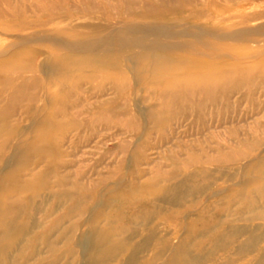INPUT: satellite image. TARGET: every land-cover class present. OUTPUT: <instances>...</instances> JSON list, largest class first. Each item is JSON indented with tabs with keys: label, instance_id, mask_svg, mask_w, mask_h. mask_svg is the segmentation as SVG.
I'll return each mask as SVG.
<instances>
[{
	"label": "bare ground",
	"instance_id": "obj_1",
	"mask_svg": "<svg viewBox=\"0 0 264 264\" xmlns=\"http://www.w3.org/2000/svg\"><path fill=\"white\" fill-rule=\"evenodd\" d=\"M125 1L124 8L115 4L121 20L110 28L112 25L107 23L73 24L69 19L74 13H69V9L66 12L67 7L54 0H0V18L12 20V23L0 24L1 28L24 34L11 44L7 55L0 57V97L7 101L0 106V119H3L0 122V184L7 178L9 185L8 189L0 188V244L18 237L29 225L28 220L24 224L18 221L22 210H38L41 200L36 202L32 196L27 197L29 190H34V197L41 198L42 188H54L56 196L69 200L65 210L66 217H71L89 210L90 198L104 188L108 189L104 185L111 181L113 186L107 191L115 194L110 204L118 219L116 226L108 223V230H116L132 241L138 228L148 222V210L160 206L167 192L172 191L178 199L201 193L206 187L204 182L208 181L210 186L217 172L223 174L222 166L238 164L242 160L251 165L248 168L251 172H247L253 176L241 178L248 174L245 168L240 169L238 176L224 172L228 179L238 178L234 183L235 193L225 204L215 207L214 202H209L201 208L215 207L218 211L211 221L214 225L206 226V223L198 232L202 238L200 244L208 238L213 242L224 240L239 231L237 226H232L231 220L220 218V210H230L232 205H235L233 210H252L253 218H264V204H256L258 196L264 199V148L262 153H257L264 145V122L261 130L257 128L258 133L238 136L232 142L226 139L229 141L226 145L212 139V126L206 122L209 116L213 119V115L234 114L237 112L235 103L243 99L263 108L264 119V101L256 96L258 88H264V57L231 60L221 53L224 40L244 42L247 46L256 40V36L264 35L254 27L237 28L257 15L241 8L229 10L230 2L235 0L225 3L206 0L205 4L203 0L201 3L191 1L187 5L192 7L185 15L164 22L165 11L184 13L187 5L183 2L175 7L168 5L167 0L160 4L147 0H140L141 4L134 3L135 0ZM98 5L96 1L84 0L81 6L92 11ZM130 15L141 19L153 17L155 22L127 21ZM233 16L240 19L233 24L222 23ZM190 18L202 20L197 22ZM215 18L219 19L216 21ZM193 24L198 27L194 29ZM232 27L236 28L231 31L229 28ZM25 29L32 31L25 34ZM197 44H204L202 48L206 51L199 50ZM195 52L203 55L190 60V54ZM13 72L19 73L13 76ZM137 80L148 86L147 98L151 100L148 108L142 106V98L137 96ZM42 97L47 105L42 108L45 119L36 127L33 142L40 151L36 161L31 157L30 148L23 151L10 149L12 131L8 128L7 118L25 100L29 102L25 110L28 114L40 113L39 108L35 109V103ZM189 117L202 125L197 131L201 136L190 137L192 133L188 127L184 131L186 141H182L183 135L174 133L183 125L177 120ZM233 117L220 121V125L225 127L224 132L239 135L240 120ZM173 124L176 125L174 128ZM207 124L209 127L206 128ZM112 129L113 139L117 141L105 148L103 154H117L113 163L107 164L106 156H100L101 160L88 168L79 163L76 149L70 152L69 148L89 142L86 148L93 153L90 149L96 147L93 133L101 134L105 130L106 135H111L108 131ZM153 131L157 134L150 138ZM127 133L133 139L127 137ZM212 141L216 145H210ZM48 143L52 144L51 149ZM147 147L149 157L143 152ZM9 150L12 152L7 155ZM64 155L71 156L67 158L69 161L62 158ZM131 157L138 160L147 157L148 166L131 169L126 181L122 179L119 165L129 162ZM47 158L51 159V164L46 168L40 164ZM102 163L105 167L111 166L109 172L98 168ZM193 201L188 206L169 202V208H194L197 204ZM48 209L55 210L54 206ZM254 210L259 211L255 213ZM222 226H229L230 230ZM244 226L250 227L249 224ZM151 237L148 234L143 241L147 242ZM261 242V234L252 231L244 236L237 235L224 257L237 255L243 264H264V244ZM175 256H178V264H189L192 258L183 242Z\"/></svg>",
	"mask_w": 264,
	"mask_h": 264
},
{
	"label": "rangeland",
	"instance_id": "obj_2",
	"mask_svg": "<svg viewBox=\"0 0 264 264\" xmlns=\"http://www.w3.org/2000/svg\"><path fill=\"white\" fill-rule=\"evenodd\" d=\"M54 1L63 7H67L66 12L69 9V13H74V16L69 19V22L73 24H83L86 22H95L99 24L107 23L108 25H112H109L110 28L117 25L116 23H120L121 20V15L118 14L117 6L115 4H120L121 6L119 7L124 8V4L126 3L125 0H93L99 4L98 7L94 8L92 11H87L81 6L84 0ZM147 1L156 2L157 4L163 3V0ZM191 1L192 3H201L203 0H167L166 2L168 5L176 7V5L179 6L183 2L184 5L191 4ZM217 1L225 3L231 0ZM205 2L207 1L205 0L203 3L205 4ZM130 3L131 2L129 1V4ZM134 3L141 4V1L135 0ZM230 3L231 7L229 10L234 9L232 11H235L236 8H241L248 10L253 16L257 15L255 18L247 20L245 25L239 24L237 26L238 29L254 27L255 29L264 32V0H235ZM204 4L201 6H204ZM190 7L192 6L187 5L184 8V13H170L165 11L166 15L164 16V22H168L172 18L180 17V15H185L186 10L190 9ZM165 9L167 10V8ZM177 9H179V7ZM77 15L79 16L76 17ZM0 19L1 25L12 23V20L7 21L6 19ZM136 19L139 20L141 18H138L135 15H130L127 21H133ZM143 19L147 23L155 22V18L153 17ZM218 19L219 18H215L214 20L217 21ZM239 19L240 18L233 16L222 23L233 24ZM191 20L201 22L202 19L199 20L192 18ZM194 24L198 23L195 22ZM194 24L191 26L195 29L197 25ZM1 25L0 57L1 55L4 56L8 54V49L14 41H17L18 36L24 35L16 31L6 32L1 28ZM176 28H179V26ZM234 28L236 27L229 29L232 31ZM30 31L32 30L25 29L24 33L28 34ZM52 38L53 36L50 37L51 40ZM255 39V41L247 43V46L244 42H227L224 40V43H226L224 44V49L221 53H224L223 55L231 60L240 59L247 61L257 58L261 59L264 57V35L256 36ZM47 44H50V42L47 41ZM197 45L199 50L203 52L206 51V49L202 48L204 44ZM244 45L245 47H243ZM201 55H203L202 52H195L194 54H190V56L189 54L186 56H189L190 60H196V58L201 57ZM207 58H209V56ZM192 68H195V65H193ZM18 73L19 72H13L12 75L17 76ZM133 73L137 75L136 71H133ZM135 84L137 96L142 98V106L148 108L151 100L147 98V84L141 80H137ZM259 88L256 91V96L259 97L261 101H264V88ZM42 98L43 99L39 102L35 103V109L39 108L41 111L40 113L28 114L25 110L29 102L25 100L18 104L14 112L7 118L8 128L12 131V137L9 141L10 149L18 148L23 151L30 148L32 149L31 157L36 161L39 159L40 151L35 148L33 142L35 134L37 133L36 127L41 125V120L43 121L45 119V112H42V108L47 105L46 99L44 97ZM6 103L7 101L0 97V106ZM235 107L237 108V112H234V114L229 113L228 115L226 114L225 117H222L221 115H213V119L209 116L206 120V122L212 126L211 131L214 135L212 139L220 140L223 145L228 144L229 141L232 142L233 139L248 137L258 133V129L261 130L262 122H264L261 112L263 108L256 106L251 101L243 99L242 101L235 103ZM231 115L234 116L233 118H238L240 120V122H238V124L240 123L238 126L240 129L239 135L237 133L230 134L226 131L224 132L225 127L220 125V121L230 120L229 118ZM2 120L0 119V122ZM177 122L183 125L180 127L179 131L174 130L177 131L174 133L176 135L179 134L180 136L183 135L181 136L183 137V139L181 138L182 141H186L184 140L186 138V133L184 131L188 127L191 129L190 133H192L190 137L194 138L195 136H201V133H197V131L198 129L199 131L201 130L200 127H202V125H197L199 123L195 121L193 117H189L188 119L179 118ZM209 124L205 127H209ZM147 125L148 124L146 123V126ZM214 125L217 126L214 127ZM175 126V124L172 125L173 128ZM148 128L149 127H147V129ZM108 132L111 133V135H106L105 130H103V133L101 134L93 133L92 139L96 140L94 141L96 147H90L91 152L93 153H89L88 151L90 150L86 148L89 145V142L79 143L75 147L69 148V150L71 152L76 149L75 153L78 154V156H75L77 159L79 158V163L85 167L88 166V168H93V166L99 162L98 160H101L100 156H106L105 160L107 164L113 163L117 154H103L104 150H107L109 145L115 144L117 141L116 139H113L112 132H114V129L109 130ZM156 132L157 131L151 132L150 138H154L157 134ZM126 136L133 139V136H131L130 133H127ZM69 137L71 139L73 137L74 139L72 133H69ZM226 139H229V141ZM1 142L2 138L0 137V143ZM210 145H216V143L212 141ZM205 146L209 149L208 145ZM48 147L51 149L52 144L48 143ZM263 148L264 145L257 151V153L260 151L262 153ZM11 150L6 154L10 155L12 152ZM143 152L149 157L150 150L148 147L145 148ZM70 157V155H64L62 158L69 161L67 158ZM132 157L129 162L127 161L126 163L119 165L122 179H125L126 181L130 178L131 169L134 167L145 169L148 166L146 162L148 160L147 157L143 160L133 159ZM51 159H53V156H51ZM51 159L47 158L46 160H43L42 163L40 162V165L43 167L46 166L47 168V166L51 164ZM241 162L231 166H222L221 169L223 170V174L216 173L217 176L214 178L215 181L212 183L213 185L211 184L209 186L208 181L204 182L203 184L206 187L201 193L195 192L194 194L188 195L186 198L178 199L176 194L172 191L167 192L164 195L163 200L160 201V206L162 208L157 206L155 209L148 210V222L142 224L141 228H138L139 230L136 236L132 238V241L126 239L124 235L118 234L116 230L111 232L108 230V223L111 222L116 226L118 219V216L114 215L115 211L112 203L110 204V201L115 194L107 191L113 186V182L111 181H107L104 185L108 189L104 188L103 191H100V193H97L90 198L91 208H89V210H84L81 214H76L71 217H66L67 213L65 210L69 200L56 196L55 192L57 191L54 190V188H50L49 186L44 189L42 188L41 198L39 196L34 197V190H29L26 194L27 197L32 196L33 199H36V202L41 200L39 208L32 212L28 210L21 211L18 221L21 222V224H24V222L28 220L27 224L29 225L25 227L26 229L22 231L18 237L14 236L10 240L0 244V264H178V256L174 257V255L176 249L182 242L185 244V249L191 253L192 258L189 264H212L213 262L219 264H243L242 260H240V257L237 255H231L229 258H225V251L229 249V247H232L231 242L237 237V235L239 236L241 234L244 236L249 234L250 231L258 235L261 234V245H263L264 218H253L255 215L252 214V210H233L235 205H232L230 210H220V218L222 220H231L232 226L234 225L238 227L239 231L236 234L228 235L224 240L219 239L216 242H213V239L208 238V241H205L202 244H200L202 238L198 234L200 229L205 227L204 225L206 223V226L209 223L214 225L211 221H213V215L218 211L214 210L216 209L215 207L227 203L228 200L233 197L235 193L234 183L238 178H233L234 180L228 179V176L224 174V172L233 174L234 176L239 175L241 168H245V171L247 172L251 165L249 166L246 160H242ZM104 165L105 164L102 163L98 168L103 170V172H109V167L111 168V166L105 167ZM8 168L10 167L8 166ZM69 168H71V166H69ZM212 168L214 169L215 166H212ZM62 169H64V167H62ZM248 171L251 172V170ZM247 176H253V173L243 175L241 178H247ZM207 185L209 187H207ZM35 186H33V189ZM8 187V179L5 178L3 183L0 184V188L8 189ZM191 201L195 202L197 206L194 208H185L184 210H174L177 209L176 207L172 208V210L169 208V202L181 203L183 206H188ZM209 202H214L215 207L208 208L209 210H201V208ZM256 204L257 206H261L264 204V199H262L261 196H258ZM52 206H54L55 210L48 209ZM257 211L259 210H254L255 213H257ZM141 220L144 222L146 221L145 217H141ZM137 221L140 220L137 219ZM247 224H249L250 227L247 228L244 226ZM222 227L224 228L225 226ZM239 227L242 229L240 230ZM212 229L210 231H212ZM224 229L227 231L230 230L229 226ZM148 234L152 235L151 239L147 242L143 241L144 237Z\"/></svg>",
	"mask_w": 264,
	"mask_h": 264
}]
</instances>
